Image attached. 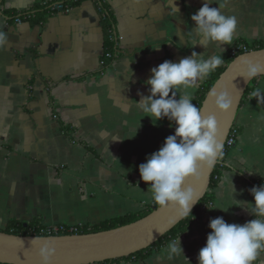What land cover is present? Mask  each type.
<instances>
[{
	"label": "crops",
	"instance_id": "0c3cea01",
	"mask_svg": "<svg viewBox=\"0 0 264 264\" xmlns=\"http://www.w3.org/2000/svg\"><path fill=\"white\" fill-rule=\"evenodd\" d=\"M50 1L0 0V31L6 36L0 46V229L12 222L92 227L153 206L138 167L175 128L167 119L153 125L136 106L149 94L150 70L193 51L205 58L214 50L220 54L198 40L193 46L190 35V17L206 0H103L115 20L117 55L109 66L102 62L104 34L93 1L42 23L6 14L31 12ZM211 3L237 19V34L222 46L223 59L239 45H264V0ZM206 80L185 90L192 101ZM256 89L264 92V80L253 84L238 109L233 127L239 136L219 162L211 205L174 239L183 257L168 259V242L144 258L113 264H197L210 220L242 225L254 218L230 207L229 177L238 201L251 203L249 190L264 184V103L251 97ZM262 262L264 252L254 264Z\"/></svg>",
	"mask_w": 264,
	"mask_h": 264
},
{
	"label": "clouds",
	"instance_id": "9594fccd",
	"mask_svg": "<svg viewBox=\"0 0 264 264\" xmlns=\"http://www.w3.org/2000/svg\"><path fill=\"white\" fill-rule=\"evenodd\" d=\"M210 4L211 0H206L191 15L194 26L190 28V35L194 38L193 46L198 40L202 48L213 45L220 54L214 50L205 58L204 53L193 51L178 63L165 60L150 70V78L146 81L149 94L136 102L140 113L147 114L144 116L149 117L153 125L167 119L169 126L175 128L162 147L139 165L138 172L140 181L148 185L146 194L150 193L153 203L161 209L174 207L181 216H191L192 206L197 203L187 182L199 174L200 168L213 167L223 154L215 116H203L200 108L192 103V95L185 91L198 87L224 63L222 46L230 45L237 34L236 17L226 15L221 10L223 6L209 7ZM5 41V34L0 31V46ZM261 74H264V65L251 60L241 62L239 76L245 81ZM251 97L264 103V92L260 89L254 90ZM208 99L217 112L226 113L232 108L227 91H210ZM248 174L254 173L249 171ZM231 176L229 187L233 206L230 207H242L254 218L242 225L227 223L223 217L210 220V231L204 247L197 254V264H254L264 252V185L249 190L253 198L251 203L238 201L234 198ZM164 251L168 259L182 256L179 239L170 242ZM53 253L54 248L45 244L39 252L42 264H48Z\"/></svg>",
	"mask_w": 264,
	"mask_h": 264
},
{
	"label": "water",
	"instance_id": "95a60500",
	"mask_svg": "<svg viewBox=\"0 0 264 264\" xmlns=\"http://www.w3.org/2000/svg\"><path fill=\"white\" fill-rule=\"evenodd\" d=\"M243 60L264 65V48L236 55L205 94L200 106L203 116H215L217 138L223 148L247 87L253 80L264 77L261 74L250 81L240 77L239 70ZM222 90L227 91L232 99V108L226 113L217 112L208 99L210 91ZM218 162L219 160L211 168H200L199 174L187 182L197 203L208 191L211 174ZM197 203L192 206L191 211ZM185 217L174 207L161 209L158 206L132 223L86 234L21 236L0 231V264H42L39 252L45 244L54 248L48 264H95L127 257L153 245Z\"/></svg>",
	"mask_w": 264,
	"mask_h": 264
},
{
	"label": "trees",
	"instance_id": "16d2710c",
	"mask_svg": "<svg viewBox=\"0 0 264 264\" xmlns=\"http://www.w3.org/2000/svg\"><path fill=\"white\" fill-rule=\"evenodd\" d=\"M82 1L85 0H53L50 2H46L44 4H39L34 7V9L31 12H7L6 14L8 16L17 15L19 14L21 19L25 20H31L34 23H42L46 20V18L56 13L57 11L55 9L51 8V5L56 2H61L64 6H67L69 8L76 6L80 4ZM95 3L96 8L100 14V20H101V27L104 34V51L102 55V62L103 66H109L114 61L117 51L115 47V39H114V24L115 20L110 12L107 5L103 2V0H91ZM264 48L263 44H259L250 50L255 49H261ZM242 52L237 53L241 54ZM235 56H231V54L227 55L224 58V63L218 67L214 72H212L208 77L207 80L201 85L196 97L193 99L192 103L196 105L198 108H200L201 103L205 97V94L208 92V90L212 87L214 82L217 80L219 75L225 70L227 65L231 62V60ZM257 80H264V77L257 78L253 80L249 86L247 87L242 102L246 99L247 95L250 93V91L253 88V84ZM241 102V103H242ZM229 149L224 148L222 157L227 153ZM222 157L219 159V162L221 161ZM219 162L214 167L213 172L210 177V183H209V189L203 196V198L197 203V205L193 208L191 211V216H186L182 221H180L174 228H172L169 232H167L165 235H163L160 239H158L153 245L148 247L147 249L141 250L139 252H136L132 255H129L127 257L119 258V259H113L108 260L104 262H99L95 264H113L114 262H117L119 260H129L132 258H144L145 254L148 253L153 248H160L161 246L167 244L168 242L173 241L180 235L184 234L191 226L194 224V222L198 219V217L201 215L204 209L209 207V204L212 203V196L209 190L213 188L218 178L221 174L220 168H219ZM264 184H259V187ZM158 207V205L154 204L153 206L147 208L145 211L137 213V214H129L120 216L114 219H110L107 221H104L98 225L88 227V226H82L78 227L77 231L70 232L68 229H65L63 231H59L55 234H49L45 231V228H42L39 226L36 222L31 223L30 225L23 227L22 224L18 223H10L5 228L0 229V231H3L7 234H13V235H21V236H49V235H71V234H86L90 232H98V231H104L109 230L118 226H123L129 223H132L140 218H143L144 216L151 213L153 210H155Z\"/></svg>",
	"mask_w": 264,
	"mask_h": 264
},
{
	"label": "built area",
	"instance_id": "2783aa9c",
	"mask_svg": "<svg viewBox=\"0 0 264 264\" xmlns=\"http://www.w3.org/2000/svg\"><path fill=\"white\" fill-rule=\"evenodd\" d=\"M51 8L55 9L59 13L68 12L70 9L67 6H64L61 2H56V3L52 4ZM16 22L20 23V19L19 18L16 19ZM248 49L249 48L245 45H239V46H237V48H235L231 52V56H236V54L239 52H242V53L247 52V51H249ZM238 136H239L238 129H236L232 126V128L230 129L229 134L227 136V139L225 141L224 148L231 149L235 145V143L238 139ZM224 148H223V151H224ZM210 205L211 204H209V206ZM78 227H81V226L54 225V226H50V227L45 228V231L49 234H55L59 231L65 230V229H68L70 232H75V231H77Z\"/></svg>",
	"mask_w": 264,
	"mask_h": 264
},
{
	"label": "rangeland",
	"instance_id": "374dc122",
	"mask_svg": "<svg viewBox=\"0 0 264 264\" xmlns=\"http://www.w3.org/2000/svg\"><path fill=\"white\" fill-rule=\"evenodd\" d=\"M248 50H250V48Z\"/></svg>",
	"mask_w": 264,
	"mask_h": 264
}]
</instances>
